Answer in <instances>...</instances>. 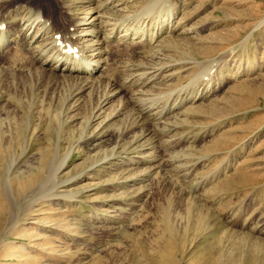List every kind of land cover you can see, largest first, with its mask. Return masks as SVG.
Returning <instances> with one entry per match:
<instances>
[{
  "label": "rangeland",
  "instance_id": "rangeland-1",
  "mask_svg": "<svg viewBox=\"0 0 264 264\" xmlns=\"http://www.w3.org/2000/svg\"><path fill=\"white\" fill-rule=\"evenodd\" d=\"M32 1L59 25L72 10L107 34L124 23L117 36L170 28L104 46L78 101L58 70L41 73L31 38H12L0 55V264H264V0ZM141 74L157 80L140 92Z\"/></svg>",
  "mask_w": 264,
  "mask_h": 264
},
{
  "label": "bare ground",
  "instance_id": "bare-ground-1",
  "mask_svg": "<svg viewBox=\"0 0 264 264\" xmlns=\"http://www.w3.org/2000/svg\"><path fill=\"white\" fill-rule=\"evenodd\" d=\"M87 2L89 3V5H92L93 0H90V1L88 0ZM34 5L38 6L39 4H35L34 1H32V0H21V1L19 0V1H14V2H12L11 0H0V55L5 53V52H7L6 54L11 53L12 44L14 42V40H12V38H14V36L15 37L21 36L23 38L24 37L26 38L28 36L29 38L32 39L29 42V48L31 49V53L34 54V58H36L35 60H37V62L39 63L41 70L42 69L44 70V71L43 70L41 71L39 69L41 71V73H44V72L46 73L48 71L52 72V70L53 71L58 70V72L60 74L59 76L63 80L68 81V82H73L74 85H76L75 86L76 90L74 93H71L73 95L70 98L72 100L74 99L75 101H78L80 98V95L85 90L89 89L91 84L93 85L95 83V82H93V80H95L93 78H94V74L97 71H99L98 67H99L100 62H101L100 58L104 54V46H106V45L111 46L112 43H114V45H117L118 43L122 44V42L125 39H127V37L129 35L134 36V37L137 36L136 37L137 39H139L140 41L142 40L141 43H143L144 41L147 40V44H151L155 39L159 38V36L162 35L168 28H170V24H169V27L167 24H164V22H166L168 18L166 19V21H164L163 19H160L155 23V28L157 27L158 30L160 31L159 34L157 32L153 33L150 29L146 30L144 28H142V30L140 29L139 31H137V30L132 31L133 30L132 29L131 30L132 33H130V28H122L123 31H125V34L122 36H117L118 33L120 32L121 27L124 25V23H120L119 27L113 28L112 31L110 32V34H107L106 30L104 29V27L107 26V23L98 22L99 24H95L93 22L94 24L91 23L89 28H84L83 25H85V26L87 25L88 18H85L81 21L74 19L72 16V10H71L74 5L70 4V6L68 5L67 9L71 10V11H69L68 14L66 13L67 17H68V23H66V24L64 23L62 25H59L55 21L53 14H50L48 12L49 11L48 9H46V8L44 9L40 6L37 7ZM102 6H104V9L112 11L116 5L114 6V4L112 2H107L106 4H102ZM59 8H61V7H59ZM127 19H128V17H127ZM11 21L19 22L21 24L20 29H13L10 26H9L10 27L9 28L8 25ZM101 22H104V21H101ZM124 27H125V25H124ZM80 28H83V29L79 30ZM84 35H86V37H91V40L87 41V43H88L87 45H82ZM103 35H105L104 40L101 39L103 37ZM81 40H82V42H80ZM17 46L18 45L16 44L15 48ZM15 48L13 49L14 50V53H13L14 56L17 53V51H19L18 50L19 48H16V49ZM13 55L8 56V57H10L9 58L10 60H12ZM17 55H19V54H17ZM53 65H55V67H52ZM12 75L14 76V73ZM145 75H147V74L145 73ZM217 79L218 78H214L215 81ZM156 80H157L156 76H148L147 77V76H144V74H141L140 76H138L136 78V80L133 84H134V87L138 85L140 88V92H141V91H143V89L147 85L151 84L152 81H156ZM215 81H213V82H215ZM114 82H115V80L112 83L109 82V85H108L112 89H114V87L116 86L114 84ZM129 82L130 81H128V79H127V81H125L126 87L128 86ZM205 82H207V81H205ZM205 82L202 81V83H205ZM213 82H211V83L208 82L206 85L210 86ZM123 87L125 89L124 85H123ZM210 91H212V90H210ZM118 92L119 91L115 92V89H114V90H111L110 92H108L107 95L103 96L104 98H102L103 100H101L102 102L99 105L100 106L99 111L102 109V107L107 105L111 101V98L114 95H116V93H118ZM141 94H143V93H141ZM195 97L196 96H194V98ZM70 98H68V99H70ZM191 100H193V99H191ZM183 103L184 102H182L180 104L182 105ZM175 106H177L176 103H174L172 105V107H170L169 110H166V111L171 112L172 108ZM140 108H142V107H140ZM164 111H165V107L160 112L159 111L153 112L151 110L150 111L149 110H141L140 113H141V115H147V117L148 116L158 117V116H161ZM151 121H152V119H151ZM152 124H153V122H152ZM157 124H158V122H157ZM144 131H145V129H144ZM144 133H146V132H144ZM154 133H155V131L151 130L149 132V134H147V136L151 137L154 135ZM145 137H146V135H144V134L140 135L139 137H137V139H135L136 143H140L142 140L145 139ZM151 138H153V137H151ZM141 147H140V149H141ZM126 153H125V155H126ZM134 153H137V152H134ZM65 164H66V162L63 161L61 163L59 169L63 168L65 166ZM5 217H6L5 207H4V204L0 202V228H2L4 225Z\"/></svg>",
  "mask_w": 264,
  "mask_h": 264
}]
</instances>
